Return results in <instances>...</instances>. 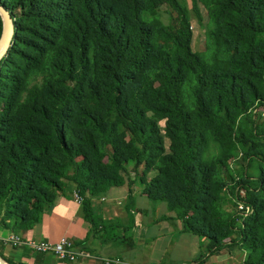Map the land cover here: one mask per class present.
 I'll list each match as a JSON object with an SVG mask.
<instances>
[{
  "label": "trees",
  "instance_id": "16d2710c",
  "mask_svg": "<svg viewBox=\"0 0 264 264\" xmlns=\"http://www.w3.org/2000/svg\"><path fill=\"white\" fill-rule=\"evenodd\" d=\"M194 1L219 34L205 53L180 0H0L1 227L22 236L77 191L104 235L91 199L138 183L208 241L199 262L264 264V0Z\"/></svg>",
  "mask_w": 264,
  "mask_h": 264
},
{
  "label": "crops",
  "instance_id": "0c3cea01",
  "mask_svg": "<svg viewBox=\"0 0 264 264\" xmlns=\"http://www.w3.org/2000/svg\"><path fill=\"white\" fill-rule=\"evenodd\" d=\"M91 205L97 217L111 222L107 234L103 235V228L91 234L82 204L72 195H63L37 225L21 236L53 243L67 237L79 253L76 262L26 246H13L6 242L13 232L0 226L4 255L23 264H106L109 259L115 264H241L245 258L234 248L199 262L201 254H207L208 241L185 231L182 221L168 211L166 204L152 203L138 183L111 187L103 196L92 198Z\"/></svg>",
  "mask_w": 264,
  "mask_h": 264
},
{
  "label": "rangeland",
  "instance_id": "374dc122",
  "mask_svg": "<svg viewBox=\"0 0 264 264\" xmlns=\"http://www.w3.org/2000/svg\"><path fill=\"white\" fill-rule=\"evenodd\" d=\"M180 2L186 7L189 12L191 30L193 35L192 48L197 53H205L208 49L214 47L219 34L212 27L208 18L207 11L202 4L197 3L194 0H180ZM160 14L163 22L166 24L170 23L171 17H176L175 12L165 7L162 8ZM263 113L264 112H262V118H264ZM161 124L164 125L163 123ZM231 167L233 169L234 175H236L239 164L236 161L231 162Z\"/></svg>",
  "mask_w": 264,
  "mask_h": 264
},
{
  "label": "built area",
  "instance_id": "2783aa9c",
  "mask_svg": "<svg viewBox=\"0 0 264 264\" xmlns=\"http://www.w3.org/2000/svg\"><path fill=\"white\" fill-rule=\"evenodd\" d=\"M73 199L79 204H81L83 201L82 196L77 191L73 193ZM239 208L244 209L242 205H240ZM246 212H248V210H246ZM6 242L13 246L29 247L30 249L38 253H52L59 257V259L61 260H69L71 262H76L79 255V253L75 251L73 243L67 237H62L58 242L53 243L50 241L26 240L23 239L21 235L13 233ZM115 263L116 261L113 259H109L106 261V264Z\"/></svg>",
  "mask_w": 264,
  "mask_h": 264
},
{
  "label": "water",
  "instance_id": "95a60500",
  "mask_svg": "<svg viewBox=\"0 0 264 264\" xmlns=\"http://www.w3.org/2000/svg\"><path fill=\"white\" fill-rule=\"evenodd\" d=\"M0 16L3 21V30L0 37V60L6 54L14 34L13 19L10 13L0 5ZM0 259L6 262L1 256ZM7 263V262H6Z\"/></svg>",
  "mask_w": 264,
  "mask_h": 264
},
{
  "label": "bare ground",
  "instance_id": "6f19581e",
  "mask_svg": "<svg viewBox=\"0 0 264 264\" xmlns=\"http://www.w3.org/2000/svg\"><path fill=\"white\" fill-rule=\"evenodd\" d=\"M1 260V259H0ZM4 262V261H3ZM2 260L0 261V264H5L6 262L3 263ZM7 264V263H6Z\"/></svg>",
  "mask_w": 264,
  "mask_h": 264
}]
</instances>
